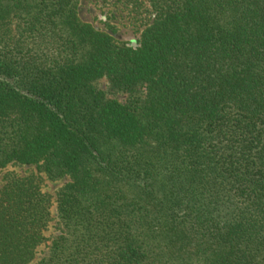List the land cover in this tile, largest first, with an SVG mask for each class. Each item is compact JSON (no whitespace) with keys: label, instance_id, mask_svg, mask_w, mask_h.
Wrapping results in <instances>:
<instances>
[{"label":"trees","instance_id":"16d2710c","mask_svg":"<svg viewBox=\"0 0 264 264\" xmlns=\"http://www.w3.org/2000/svg\"><path fill=\"white\" fill-rule=\"evenodd\" d=\"M145 2L0 0V264H264V0Z\"/></svg>","mask_w":264,"mask_h":264},{"label":"rangeland","instance_id":"374dc122","mask_svg":"<svg viewBox=\"0 0 264 264\" xmlns=\"http://www.w3.org/2000/svg\"><path fill=\"white\" fill-rule=\"evenodd\" d=\"M79 16L94 28L111 35L115 41L129 45L136 43L140 37V32L151 23L153 18L145 0H81ZM95 86L107 92L105 79L97 81ZM116 99L123 101L125 96H117ZM8 172L25 176L35 172V169L33 167H15L6 172H0V187L3 184V176ZM63 183V181L58 183L44 181L42 189L45 193L54 196L56 191L63 186ZM56 227L57 221L53 212L52 221L45 236L48 238L56 234Z\"/></svg>","mask_w":264,"mask_h":264}]
</instances>
